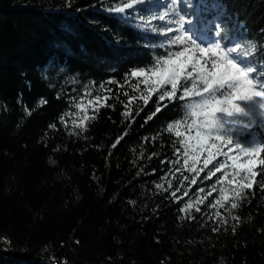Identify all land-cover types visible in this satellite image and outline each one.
Instances as JSON below:
<instances>
[{
  "label": "trees",
  "instance_id": "16d2710c",
  "mask_svg": "<svg viewBox=\"0 0 264 264\" xmlns=\"http://www.w3.org/2000/svg\"><path fill=\"white\" fill-rule=\"evenodd\" d=\"M194 2L205 39L222 24L225 44L264 46V0ZM119 3L0 0V264H264V165L214 221L228 183L223 170L205 177L223 155L206 169V151L185 163L194 129L168 131L183 102L152 115L158 93L145 104L147 86L129 74L166 41L133 9L111 12ZM83 90L88 118L63 123Z\"/></svg>",
  "mask_w": 264,
  "mask_h": 264
},
{
  "label": "snow or ice",
  "instance_id": "6c2138e0",
  "mask_svg": "<svg viewBox=\"0 0 264 264\" xmlns=\"http://www.w3.org/2000/svg\"><path fill=\"white\" fill-rule=\"evenodd\" d=\"M151 2L121 0L110 11L123 16L126 10L134 6ZM193 7L190 0H168L167 4L162 5V11L152 14L147 23L151 25L153 21H159L161 24L159 28H152V31L169 37L161 45L165 52L144 67L132 70L129 75L137 79V84L133 86L136 90H139L140 83L147 86L145 104L153 93H158L152 115L162 111L161 104L165 100L171 104L183 102L180 106L185 109L184 117L170 124L168 131L171 132L181 124H185L186 131L194 129L195 135H190L183 142L185 163L192 156V163L195 164L207 150L203 168H208L217 156L223 155L226 160L209 169L206 179H211L216 172L225 168L229 160L232 161V168L239 170L233 172L237 183L230 211L239 206L241 199L246 198L244 190L252 188L256 182L255 178L260 174L254 170L257 163L264 165V158H261L264 153V68H258L254 62L257 54L264 52V46L225 44L222 24L215 26L214 38H202L199 20L195 12L190 11ZM173 33L174 36L169 35ZM95 100L100 101L101 97L97 96ZM82 103L83 99L74 106L84 112ZM163 107L167 108L168 104ZM87 118L85 113L82 119ZM148 119H152V116ZM254 128L260 129L259 135ZM177 135L180 133L177 132ZM191 140L196 143L192 144ZM190 170L198 172L203 169L192 167ZM260 171L264 172V168ZM191 183L195 184L196 180L193 179ZM199 191L203 192L204 189ZM225 199L221 190L220 198L212 206L220 205ZM194 206L196 211H200L198 202L188 203L183 210L187 211Z\"/></svg>",
  "mask_w": 264,
  "mask_h": 264
},
{
  "label": "rangeland",
  "instance_id": "374dc122",
  "mask_svg": "<svg viewBox=\"0 0 264 264\" xmlns=\"http://www.w3.org/2000/svg\"><path fill=\"white\" fill-rule=\"evenodd\" d=\"M191 4L194 5V7L192 9H190V11L197 12V5L194 2V0H190ZM168 0H152L151 3L146 4V5H136L134 6L133 10L134 12L138 15L139 20L144 23V25L152 30V28H159L161 26L159 21H153L151 25H149L147 23V21L151 18L152 14L157 12V11H162V5L163 4H167ZM216 24L214 25L215 28ZM161 35L164 40L167 42V39L169 38L168 36ZM170 36H174L175 34H169ZM202 35V34H201ZM202 38H205V36L202 35ZM86 93H89L87 90H83L79 93H77L76 95H73L70 99H72L73 102V109H71L69 111V113L67 114V117H63L62 118V122L65 123L66 122V118H68L71 122H80L82 120V117L84 116V114L88 113L91 109L92 106V101L89 95H86ZM81 99H83V103L81 105V107L84 109V112L79 111L74 105L78 104L81 102ZM91 101V103H90ZM257 120L259 121V117H257ZM254 131L257 132V134L259 135L260 133V129L259 128H254ZM195 135V131L193 132V136ZM244 139H251V137H244ZM192 144H195L196 141L195 140H191ZM207 152V150H205ZM226 160V157L223 156L222 161L224 162ZM220 162V163H221ZM223 170V176L225 177L228 186L223 187L221 190H223L224 196L226 197V199L224 201H222V203L220 205H216V208L214 211L211 212V216L212 219L218 223H224L227 220V217L231 216V213L234 209H230V203L233 201V190L236 188V183H237V178L233 177V172H238L239 170L236 169L234 170L232 168V161H227V165L225 168L222 169ZM241 175H244V173H240ZM221 192V191H220ZM220 198V193L217 195V199ZM216 199V200H217ZM185 204H188L190 202H198V205H200L202 203V201L200 200H190V199H185L184 200ZM195 208V206L193 207ZM222 209V210H220Z\"/></svg>",
  "mask_w": 264,
  "mask_h": 264
}]
</instances>
